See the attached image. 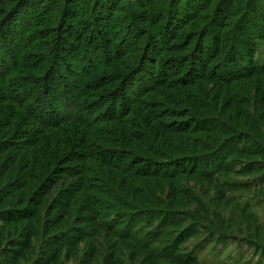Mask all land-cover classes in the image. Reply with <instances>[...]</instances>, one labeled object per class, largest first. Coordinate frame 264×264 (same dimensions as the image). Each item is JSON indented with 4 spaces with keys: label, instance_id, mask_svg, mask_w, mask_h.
Returning <instances> with one entry per match:
<instances>
[{
    "label": "trees",
    "instance_id": "16d2710c",
    "mask_svg": "<svg viewBox=\"0 0 264 264\" xmlns=\"http://www.w3.org/2000/svg\"><path fill=\"white\" fill-rule=\"evenodd\" d=\"M114 1L0 0V155L9 154L6 163H0V195L14 198L19 193L14 202L26 204L23 210L1 212V217L6 225L50 214L57 218L46 219L47 223L51 221V226L68 216H73V223H93L97 231L88 226H68L65 230L72 231L75 237L64 236L65 230L55 232L57 235L49 242L47 262L56 261L63 248L82 238L106 231L144 248L151 258L168 259L172 264H194V257L182 259L175 254L177 247L190 237L186 232L179 233L174 250H158V244L167 235L165 228L173 225V220L168 219L178 213L170 207L166 209L168 204L162 194L154 192L151 196L138 179L173 180L189 173L206 177L232 173L247 177L255 171H264V136L257 137L248 127L259 133L262 125L255 114L236 109L229 112L233 126L208 110L209 103L197 101L195 108L188 107L179 96L165 95L157 89L184 87L188 78L191 81L213 78L219 83L234 84L264 71V65L257 67L253 62L254 48H244L246 53L240 49L241 58L238 49L221 52L226 47L223 40L231 37L225 32L229 27L242 39L252 32L262 34L256 25L257 21L264 22V0H247L252 7L249 11L241 0L219 3L220 10L215 12L220 15L217 29L215 33L203 30L199 34L198 56L194 58L192 52L188 59L173 62L163 61L162 54L181 50L174 43L186 22L197 19L205 9L202 1L135 0L131 5L135 12L122 7L121 13L127 19L123 23L130 28L137 30L133 23L141 21L157 31V35H150L140 29L131 42L124 28L116 31L111 26L120 17L121 0ZM197 7L188 17L187 13ZM238 13H241L238 21L229 26V18ZM161 26L166 31L163 42ZM67 55L76 62L69 63ZM220 56V67L226 57L229 72L216 77L211 71ZM161 62L163 67L159 68ZM172 63L176 67L170 72L167 69ZM190 63L188 69L184 68ZM126 93L133 97L130 99ZM152 93L176 107L169 109L158 103L153 108H162L161 113L152 112L153 103L142 100ZM231 97L238 103L235 93ZM180 105L184 107L179 108ZM258 106L260 103L254 105L257 109ZM202 109L207 111L205 115L199 113ZM133 112L145 113L162 136L188 135L186 140L168 141L179 157L157 147L143 124L130 117ZM164 117L183 122L166 124ZM197 134L204 137L193 136ZM9 167L17 175L12 180ZM20 173L23 174L18 178ZM214 180L218 182V178ZM218 185L224 196L222 185L219 182ZM172 187L178 194H190L182 192L176 183ZM238 188L247 187L233 186L231 190ZM128 194L134 195L133 198ZM234 197L227 201L235 203L247 221L261 226L251 205L240 206ZM135 201L148 207L143 208ZM160 217L165 219L159 220ZM190 219L215 241L235 237L215 224H201L198 216ZM152 226L160 229L159 232L142 233ZM31 231L35 229L21 234L20 247L31 249V237L35 235ZM247 240L264 256L263 242Z\"/></svg>",
    "mask_w": 264,
    "mask_h": 264
},
{
    "label": "rangeland",
    "instance_id": "374dc122",
    "mask_svg": "<svg viewBox=\"0 0 264 264\" xmlns=\"http://www.w3.org/2000/svg\"><path fill=\"white\" fill-rule=\"evenodd\" d=\"M201 1V6H206L205 9L200 12L197 19L186 22L185 27L182 28L179 33V40L174 43V45L181 46V50L177 53L162 54L161 58L163 61H184L185 59H188L190 53L192 52V56L195 58L198 56L199 49H201V36H199V34L203 32V30H205V32L215 33L218 23L217 20H219L220 16L219 14L215 15V12L217 10L219 11L221 7L220 4L223 2L227 3V0H212L211 3H209V0ZM241 1L244 9L246 6L248 7L247 11L252 8L251 4H247V0ZM134 3L135 0H121L119 3L120 5H118V7H120V13L123 11L122 7L127 6L128 9H132L131 5ZM241 8L242 7L236 9ZM133 10L134 9L131 11L135 12ZM196 10H198V7L187 13L188 17L191 16L192 12ZM120 13H118V16L120 17L118 19L116 17L115 21H112L111 26L113 24L116 28V31L124 28V30L129 33L130 42L134 40L137 32L140 31V29L150 35H157L156 30L153 31L151 26H148L141 21L133 23L137 30L130 28V25L123 23V20L127 21L126 16L123 15V13ZM241 13L233 15L229 18L227 22L229 26L232 25L233 22L238 21ZM257 22L258 24L256 27L259 32H262V34L256 35L252 32L250 36L248 35V37L245 39H242L241 36L233 29L230 30V27L227 28L225 30L226 35H230L232 40H230V38L224 37L226 40H223V42L225 43L226 47H222L221 52L226 53L229 51L228 49H238L240 53L238 54V57L241 58L243 57L241 52L246 53V49L248 50V48H254L253 62L257 67L263 66L264 22ZM101 24V26L105 25L103 22ZM161 29H163L162 26ZM193 34H195V37L191 38ZM150 35L149 37H151ZM160 35L164 37L162 42L165 41L166 31H164V29L161 30ZM119 36L120 35H118V37ZM241 41H245V44H241ZM207 42L208 39H206V43ZM99 44L102 48H104V45H102L100 42ZM208 44H210V42ZM240 49H242L241 52ZM222 56H220L218 60L213 63L214 70L211 72H214L216 77L226 76V74L229 72L226 70V66L228 64V62L225 61L226 57L224 60H222L223 66L220 67V60ZM67 58L69 63L76 62L75 59L69 55H67ZM100 59L102 61L104 58H99V60ZM244 62V64L247 65L248 59L244 60ZM172 64L174 65H171L167 69L170 72H173L176 67V63ZM190 65L191 63L184 65V68L188 69ZM146 66L149 68V64H146ZM162 67L163 62L159 64V68ZM228 75L230 76V74ZM189 79L190 78H188V84L186 83L184 87L175 86L173 90L169 89V91H166L163 89H157V91L165 95L170 93V96L172 97L174 95L179 96L182 98V100L186 101L184 105L187 104L188 107L190 106L192 108L196 107L197 101L209 103L208 110L214 111L216 113V117L226 121L228 120L233 126L235 123L229 112L234 110L236 111V109L241 111L242 109L247 110L250 114H255V116L258 117L259 123L262 125L260 126L261 132L258 133L256 129L254 130L248 126L250 131L257 137L262 138L264 136V118L262 116L264 113V71H261L260 73L258 72L257 75L254 74L243 78L234 84L219 83L213 78L201 79L197 81H191ZM230 92L231 94L235 93L236 97L238 98V103L232 100ZM127 95L130 99L133 97V94L129 95L128 93ZM143 99L149 100L147 102L153 103V106L150 110H152V112H158L159 114L161 113L160 110H162V108H153L157 107L158 103L164 104L165 107L169 109L176 107L174 103H166V101L163 100L164 98L162 99L157 97L155 93L145 96L142 98V100ZM256 103H260V108L259 106L258 109L254 107ZM184 105H180L179 108L184 107ZM156 109L158 110L156 111ZM257 110L259 111L257 112ZM199 113L205 115L207 111L202 109L199 111ZM130 117H134V121L141 122L143 124V129H145L153 137L154 143L157 147L166 150L172 154V156L175 155L173 157H179L178 154L172 151L171 143H168V141L171 142L173 139L186 140L188 135L178 136L173 135L172 133H166L164 136H162L161 133H157L158 131L155 123L151 122L145 113L133 112ZM238 117L240 116L238 115ZM163 120L166 122V124L170 125H173L171 124L173 122H183L179 119H171L168 117H164ZM193 136L204 137V134H197ZM185 142L188 145L193 146V144L190 142ZM7 157H9V154L7 153L0 155V163H6ZM242 158L245 159L244 157ZM245 160H256L257 162H260L262 159L252 157ZM188 167L193 166L188 165ZM255 167H258V165L255 164ZM9 171L11 173L8 174L12 175V178L10 179L12 180L14 179L13 177H16L17 175L15 172H13L11 167H9ZM20 174L21 175H19L18 178L22 176L23 173ZM204 175L205 174L199 175L192 173L185 175L182 174L180 176H176L173 180L154 177L138 179L142 185L147 186L148 192L151 196L154 192L162 194L164 201L168 204L166 209L170 207L174 212L178 213L168 219V221L173 220L176 221V223H173L172 221L171 223L173 225H168L165 228L167 235L163 238L164 241L158 244V250L161 248H171L174 250L178 241L177 238L179 233L186 232L185 234H190V237L187 239V241L181 243L180 246L177 247L175 254H177L182 259H186L189 256L194 257L196 260L194 264H264V256L259 255L258 248L247 240L249 238H254L257 240V243L258 241L264 243V171H255L253 174L247 177L237 176L232 173H224L218 176L213 175L211 176L212 178L206 177ZM215 178H218L219 184L222 185L221 187L224 196L221 195L220 187L218 182L214 180ZM174 183H176V185L178 184V188L182 189V192H188V194L190 193L189 196L176 193L175 188L173 189L172 187ZM114 185L116 186L117 184L114 183ZM240 185L246 186L247 188L231 190L233 186L239 187ZM18 194L19 193H16L14 196L16 197ZM132 196L130 197L133 198ZM233 196H235L234 198H236L240 206L251 205L252 211L256 213L258 217V223H260L261 226L259 227H261V229L256 227L254 223L247 221V219L244 218V215L237 211L235 203L227 201V199H233ZM15 197L7 198L6 194L0 195V264H172L168 259H159L158 257L156 259L151 258L148 251L144 248H140L138 245H135L129 240L119 239L117 236L106 231H100L96 236L93 234L91 237L87 236L82 238V240L78 241L72 246L63 248L60 251V256L56 261L47 262V259L50 256L49 242H52V238L57 232L67 229V227L70 225L81 228L88 226L89 228H92V231L97 230L94 228L93 223L88 221L83 223H73V216L58 219L57 225L51 226V221H48L47 223L46 219H57L54 214L47 216L41 215L36 219L23 220L15 223V225H6L1 217V212H11L13 209L23 210L22 208L26 206V204H16V202H14ZM134 199L136 200V198ZM134 199L130 200L134 201ZM137 201H135V203L140 204L141 207H148L146 204ZM103 210L104 209H101V211ZM190 216H198V222H202L201 224H215L225 232L234 235L235 237L224 238L221 240V242L215 241V239L209 236L208 233L203 230L200 231L201 228L199 229L198 226L192 223ZM161 219L165 218L160 217L159 220ZM177 221H180V223H177ZM158 222L159 221H157L155 225H158ZM33 228L35 231H31V235H35L31 237V249H25L23 246L20 247V243H23V237L21 234L25 232L30 233V230ZM159 230L160 229L156 228L155 226L146 227L142 230V233H158ZM68 232L69 230L63 231V235L68 236L71 234L69 236L75 237V234H72V231L69 233Z\"/></svg>",
    "mask_w": 264,
    "mask_h": 264
}]
</instances>
